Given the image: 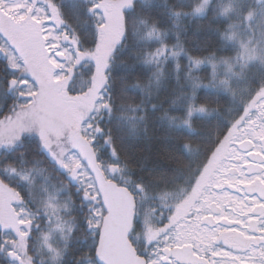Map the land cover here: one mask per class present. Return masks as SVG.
I'll return each mask as SVG.
<instances>
[{"label": "snow or ice", "instance_id": "1", "mask_svg": "<svg viewBox=\"0 0 264 264\" xmlns=\"http://www.w3.org/2000/svg\"><path fill=\"white\" fill-rule=\"evenodd\" d=\"M0 264H264V0H0Z\"/></svg>", "mask_w": 264, "mask_h": 264}, {"label": "trees", "instance_id": "2", "mask_svg": "<svg viewBox=\"0 0 264 264\" xmlns=\"http://www.w3.org/2000/svg\"><path fill=\"white\" fill-rule=\"evenodd\" d=\"M188 23L192 25L193 30H197V29L203 30L204 34L198 38V41L202 42L203 46L206 47L209 43L214 42V37L212 35L208 34V30H209V28H216L219 25L211 24V15H209L208 19L196 20L194 23L190 20ZM189 39H194V37H192L190 34ZM229 54L230 53H220V55H229ZM192 55H200V54L192 53ZM180 63H181V65H186L187 61L182 60V61H180ZM195 74L198 76L204 77L207 75V72H205L203 69H201L200 71L196 72ZM203 82L206 84L207 80L205 79ZM174 86H175L174 82L166 85V87H168L169 89L173 88ZM132 94L134 95V93H132ZM204 94L210 95V93H207V92H205ZM163 95L164 94L161 95V98H163ZM165 107H167V105H165ZM166 135H167V132L164 129H162L160 127V125H155L154 127L149 128V132H148L149 137L163 138ZM154 143H155V140L150 141L147 138H145V140H144V144L147 145L148 147H152V145ZM147 154L148 153L146 151L145 155H147Z\"/></svg>", "mask_w": 264, "mask_h": 264}]
</instances>
